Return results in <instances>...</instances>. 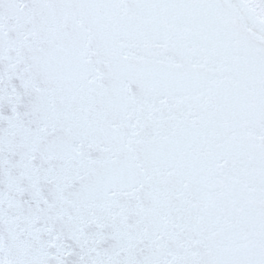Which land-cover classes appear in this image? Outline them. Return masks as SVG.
Returning a JSON list of instances; mask_svg holds the SVG:
<instances>
[{
  "label": "snow or ice",
  "instance_id": "1",
  "mask_svg": "<svg viewBox=\"0 0 264 264\" xmlns=\"http://www.w3.org/2000/svg\"><path fill=\"white\" fill-rule=\"evenodd\" d=\"M0 264H264V0H0Z\"/></svg>",
  "mask_w": 264,
  "mask_h": 264
}]
</instances>
